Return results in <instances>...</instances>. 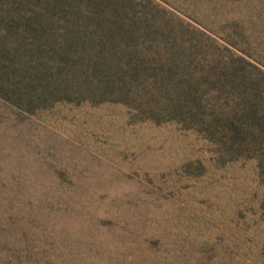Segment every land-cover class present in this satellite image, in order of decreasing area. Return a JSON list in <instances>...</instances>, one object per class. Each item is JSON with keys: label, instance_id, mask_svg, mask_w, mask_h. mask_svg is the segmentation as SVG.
I'll return each instance as SVG.
<instances>
[{"label": "rangeland", "instance_id": "rangeland-1", "mask_svg": "<svg viewBox=\"0 0 264 264\" xmlns=\"http://www.w3.org/2000/svg\"><path fill=\"white\" fill-rule=\"evenodd\" d=\"M130 1L175 35L139 42L190 62L179 74L203 118L232 113L251 143L228 150L194 121L161 113L149 82L137 86L153 94L139 107L0 95V264H264V0ZM95 6L0 0V40L23 52L34 40L60 48L70 30L95 36L83 19ZM225 59L242 73L212 67Z\"/></svg>", "mask_w": 264, "mask_h": 264}, {"label": "trees", "instance_id": "trees-1", "mask_svg": "<svg viewBox=\"0 0 264 264\" xmlns=\"http://www.w3.org/2000/svg\"><path fill=\"white\" fill-rule=\"evenodd\" d=\"M85 1L100 4V7H90L83 18L88 24L95 23V36L86 32L87 34L83 33L80 37L70 30L72 36L67 37L68 41L60 48L42 45L34 40L23 52H19L16 46L14 50L9 48L13 51L10 52L4 45L5 41L0 40V95L12 96L11 101L16 105L43 104L52 98L68 100L74 97L92 102L110 100L134 103L139 107L140 102L143 103L141 96L146 93L153 94L147 90L146 93L141 92L137 86L140 82H149L152 90L153 86L156 88V97H153L157 103L156 107L147 104L149 110L155 107L161 113L167 112L187 121H194L195 127L202 129L206 137L222 143L228 150H235L242 142L248 145L251 143L236 135L241 129H245L247 124L243 122L238 126L232 113L221 118L208 113V117L203 118L205 113L202 106L196 102L195 89L179 74L187 71L190 64L181 53L175 52V49L165 54L158 53L157 48L152 47L146 37L145 47L139 42V37L145 35L152 39L160 38L159 42L162 44L166 41L175 44V35L171 36L170 31L165 30L163 25H159L154 19H148L152 17L145 16V12L138 13L139 10L130 0ZM29 16L32 24L37 22L35 16ZM32 37L35 38L36 35L32 33ZM171 49L169 47V50ZM23 57H26L25 60L30 59L25 61ZM44 60L49 64L47 72L39 74L36 68ZM236 62L233 59H225L222 65L214 62L212 67L221 68L222 73L225 68L223 74L228 72L230 77V74L235 72L242 73L238 71L241 67ZM130 82L135 85V90L129 89ZM230 89L235 92L236 87L232 85ZM170 90L174 97L172 100H165L164 96H167ZM251 101V98L243 100V104L247 105L245 108ZM168 102L170 104L166 108ZM250 117L255 120L252 113Z\"/></svg>", "mask_w": 264, "mask_h": 264}]
</instances>
